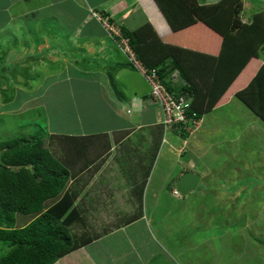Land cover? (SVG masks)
I'll return each mask as SVG.
<instances>
[{
    "label": "crops",
    "instance_id": "obj_1",
    "mask_svg": "<svg viewBox=\"0 0 264 264\" xmlns=\"http://www.w3.org/2000/svg\"><path fill=\"white\" fill-rule=\"evenodd\" d=\"M171 7L173 8V5L168 0H0V61L4 62L2 65L5 72H12L9 74L11 78L7 84L12 90L18 86L28 88L31 85L30 81L23 78L29 76V69L31 71L34 67L39 69L40 62L49 68L60 58L67 64L66 54L69 55L68 58L73 55L74 61L69 62L74 65L82 62L93 63V69L78 67L77 71H72L75 79L71 81L69 79L74 84L69 87V92L75 94L68 95L69 107L72 109L68 107L70 113L65 116L66 120L80 123L86 121L101 128L80 135L47 134L46 138H51L59 149L61 147L55 143L56 137L85 138L83 144L85 156L82 159L72 156L74 166L79 172L77 177L89 172L93 165L100 162L101 166L107 165L105 168L110 167L113 170V167L117 168L124 179L130 181L128 188L124 187L122 191L110 193L108 198V202L117 201L114 203L122 207L119 209H122L124 214L118 213L117 218L114 221L112 219L111 223L103 219L106 224L100 233L78 235L71 233L77 238L82 235L94 238L85 246L58 259L54 264H114L108 260L112 251L115 253L112 255L115 259L121 256L119 264H166L164 256H168V262H172L173 259L167 255L166 238L176 236L180 240L183 237L186 241L201 231L215 230L214 224L217 223L215 220L221 211L210 214L206 211L209 205L218 206L216 202L221 197L219 195L221 189L232 188L227 184H220L223 181L221 182L219 178L215 180L211 177L215 168L227 158L226 153L220 149L232 148L237 144L239 146L242 136L253 135L252 123L264 126V122L236 97L238 90L246 86L245 79V82L238 86L233 83L214 105L207 106L206 94L214 75V62L211 63L209 57L218 55L220 43L215 42L214 38H211V41L208 39L209 46L203 49L207 40L205 35L209 36V33L196 23L187 26V22H184L182 24L186 25L185 28L179 29L178 32L173 31L172 26L181 23L172 24L175 20L171 22L172 19L166 14L170 12ZM92 13L130 32L150 27L156 37L164 41L166 50L167 46H172L171 42L177 46L174 53L168 48L167 54L159 55L154 44L150 42V37L144 36L138 38L134 50L142 57L140 60L135 55L143 66L145 65L142 61L145 59L144 63L152 66L159 57H162L161 60L168 56L174 58L198 92L204 95L202 105L200 98L197 102L193 98L192 108L200 112L201 116L197 127L187 139H181L174 134V130L164 132L161 112L148 100L149 86L140 73L128 63L117 40L106 33ZM182 16L180 13L178 18ZM61 18L64 20L63 25L70 23L72 33L78 34L74 36L75 45L69 47L71 50L66 54L57 53L55 48H51V45L57 46L58 43L46 37V32L50 28L54 33L56 27L54 21L60 24ZM72 18H76L74 22H71ZM147 35L151 33L147 32ZM194 36L201 37L203 47L189 42ZM75 59L81 60V63ZM252 62L250 60L246 65L244 78L251 77L255 71ZM258 63L262 64L260 61ZM22 67L28 69L24 71ZM247 70L249 72L245 76ZM11 103L10 100L8 104ZM243 109H250L253 118L247 121L244 116V123L239 124L240 110L243 112ZM262 137V140L259 137L258 139L264 148V132ZM250 152L242 157L240 161L242 166L249 165L247 162L250 161L248 156ZM81 169L83 170L78 171ZM248 169L249 171H245L247 173L244 175L243 183L247 187L248 183L253 181V178L248 179L251 176L248 174L252 173V166L249 165ZM95 171L97 174L98 167ZM187 172L200 176L198 188L185 196L174 194V184ZM118 187L115 190L122 189V186ZM70 192L76 198L74 207L80 211V220L76 221L71 229L76 224H83L85 206L79 203V193L72 189ZM209 194H213L210 198L213 202L211 204H208L207 200ZM227 200L231 201L230 198ZM225 203L222 202L221 205ZM131 204L136 206V211L131 209ZM111 205L113 204L106 206L110 211L115 207ZM112 211L116 213L115 209ZM256 212L257 209L250 218L255 221L254 228L244 229L246 241L240 235L231 232L226 236L228 239H224L223 234L219 232L217 239L224 240L218 249L214 241L210 244L208 238L204 239L202 241L206 245L203 253L204 264H264V213L256 217ZM254 237L256 240H253ZM175 242L180 252H187V247L183 249L184 243ZM247 242L250 246L246 247ZM239 243H243V248H239L235 254L224 249L236 247ZM190 247L198 250L194 244ZM95 249L100 253L97 261L92 255ZM240 250L244 251L241 253ZM237 255L243 256L244 259ZM246 258L248 261H245ZM173 263L179 264L174 261Z\"/></svg>",
    "mask_w": 264,
    "mask_h": 264
},
{
    "label": "trees",
    "instance_id": "obj_2",
    "mask_svg": "<svg viewBox=\"0 0 264 264\" xmlns=\"http://www.w3.org/2000/svg\"><path fill=\"white\" fill-rule=\"evenodd\" d=\"M168 1L173 8L166 14L172 19L171 22L175 20L172 24L181 23L172 26L173 31L185 28L184 22H187V26L196 23L209 36L205 35L207 40L204 47L203 41H200L201 33V37L194 36L190 43H197L203 49L208 48V39L211 41L214 38L215 42L220 43L218 55L209 57V61L214 62V75L206 100L174 58L168 56L161 60L162 57H159L152 66L146 65L145 59L142 61L145 67L158 69L159 78L168 91H174L171 73L178 72L185 83L182 91L191 92L196 102L200 98L201 105L205 100L208 107L214 105L233 83L238 86L246 80V86L238 90L236 97L264 122V63L257 66L259 61L261 63L260 55L264 53L262 2L257 0L262 7L255 6L256 9L246 0L252 9L249 16L244 0H220L208 5L202 0ZM180 13L184 17L179 19ZM119 29L140 60L142 57L134 49L138 38L144 36L150 37L159 55L167 54L168 48L173 53L177 49L171 42L172 46H167L166 50L164 41L158 39L150 27L137 32H130L124 27ZM146 30L151 35H147ZM250 60L254 63L255 71L251 78L246 76L247 70L244 78L243 72ZM3 63L0 61V74L6 75ZM194 112L196 119H200L201 113L195 109ZM40 136L34 133L29 137L19 136L0 143V247L7 248V253L0 256V264H54L94 238L86 235L74 237L70 229L80 220V211L73 204L75 195L69 189L70 183L79 174L72 156L77 159L85 156V138L56 137L55 143L63 152L62 158H57L47 145L51 138Z\"/></svg>",
    "mask_w": 264,
    "mask_h": 264
},
{
    "label": "rangeland",
    "instance_id": "obj_3",
    "mask_svg": "<svg viewBox=\"0 0 264 264\" xmlns=\"http://www.w3.org/2000/svg\"><path fill=\"white\" fill-rule=\"evenodd\" d=\"M244 1L247 3L246 10L249 12V16L252 14V9L250 8L248 1L250 4L252 3L254 7H262L258 4L259 2L257 0ZM260 1L264 6V0ZM75 19L76 18H72L71 22H74ZM63 21V18H61L60 24L57 21H54L56 26L54 33L50 28L46 32V37L58 43L57 46L51 45V48H55L57 53L59 52L66 54L67 51L70 52L71 50L69 47L72 48L75 45L76 41L74 40V36H78V34L72 33L69 27L71 24L66 23L64 26ZM115 26H117V24ZM43 37H45V35ZM38 54L41 55L40 53ZM50 54L52 53L50 52ZM260 56L261 62L263 64L264 53H262ZM43 57L44 56L42 55V59ZM68 57L69 55L66 54L65 58L68 60L67 64L63 63L60 58L57 60V62L53 63V66H49V68L46 67L44 63L42 64L40 62L39 69L37 67H34L32 71L29 69V76L23 78V80L30 81L31 85L28 88L18 86L12 90L9 84H7L8 80L11 78V75L9 74L12 72H6V75L3 73L0 74V143L19 136L29 137L34 133L39 136H45L47 134L80 135L81 133L87 134L101 128L97 127L96 125H90L86 121L80 123L79 121H69L70 119L66 120L65 114L70 113L68 109L70 98L68 95L69 93L73 95L75 94L73 92H69V87L74 85L70 81L75 79L72 71H77L78 67L84 69H93L94 65L93 63L91 64V62H82L84 63L82 65L81 60H77L78 58L75 59V61H79L81 64L74 65L73 63L69 62V60L74 61V58H72L73 55L70 58ZM33 65H35V63ZM22 69L25 71L28 68L22 67ZM22 69H20L21 73ZM55 80H59V82H55ZM176 87L180 88V83H177ZM10 100L12 103L8 104ZM240 112L241 114L239 118V124H243L245 118L247 121H250L251 117L253 118L250 109H243V112L241 110ZM251 129V133L253 135L248 134L247 136H242L241 140L239 141V146L237 144L232 148L220 147L223 148L220 149V151L226 153L227 158L220 166L215 168L211 177L215 180L219 178L221 182L223 181V183L220 184H227L232 188L221 189L219 193L221 197L218 199V202H216L218 206L213 207L212 205H209L208 209L205 208L207 209L206 212L209 214L211 212L217 213L221 211L215 220L218 223L214 224L215 230L208 229L205 231L203 229L204 231L197 233L192 238L186 239V241H184L185 238L182 237L183 239L181 238L179 240L178 237L176 238V236L165 239L167 255H169L175 263L204 264L203 253L205 252L204 249L206 248L205 243L202 242L204 239L208 238L210 244H212V241H214L215 245H218V249L220 248V245H222L221 242L224 239H228L226 236H228L230 232L231 234L240 235L244 240L246 237H244V229L254 228L253 225L255 224V221L251 220L250 218L254 216L256 209V217L264 213V148L260 142V140L263 138L262 136L264 132V126L263 124H259V126H257L256 123H252ZM193 131L194 129L190 134H192ZM174 134L178 135L183 140L187 139L190 135L177 129L174 130ZM183 135L186 137L183 138ZM83 144L85 143L83 142ZM47 145L51 153H53L57 158H62L63 152L54 144V142L49 141ZM250 151H252L253 154ZM240 152L241 154H239ZM248 152H250L248 155L250 157V161L247 162V164L249 163V165L252 166V173L248 174L251 175L248 179L253 178V181L248 183L247 187V185H244L243 183L244 175L247 173L245 171H249V165L242 166L240 161L242 157ZM242 162L245 163V160ZM106 166L107 165L101 166L100 162H98L97 165H93V168L90 169L89 172H84L79 175L77 180H73L69 186L70 190L72 189L76 193H79V203L82 204L81 206H85L83 214V216L85 215V222L83 220L82 225L76 224L73 226V228H71V233L74 235L81 233H100L106 224L103 219L107 220L108 223H111L110 221H112V219L114 221V219L117 218L118 213L121 215L124 214L122 209H119L120 206L114 203L117 201L113 200L108 202V198L110 193L122 191L124 187L128 188L130 181H127L128 179L126 178L124 179L123 174L120 173L117 168L113 167V170L110 169V167L109 169L105 168ZM97 167L98 171L96 174L95 168ZM208 177H206V179ZM215 184H217V181ZM114 186H122V189L115 190L116 187ZM212 195L213 194H209L207 196V200L209 201L208 204L213 203L210 199L213 197ZM229 198L231 201L227 200ZM222 202L226 203L222 206ZM108 204H113L115 206L112 210L115 209L116 213H114L112 210L110 211V208L108 210V207H106ZM113 205H111V207H113ZM126 208L130 207L126 206ZM131 209L134 211L137 210L136 206H133V204H131ZM219 232L223 234V240L222 238L217 239ZM253 240H256V238L254 237ZM175 241H178V244L180 242L184 243L183 249L187 247V252H180ZM191 244H194L196 248L198 247V250L192 249L190 247ZM247 244L246 247L250 246ZM233 247L224 249L229 251V253L235 254V252H238L239 248H243V243H239L235 248ZM6 251L7 248L0 247V256L5 254ZM243 251L244 250H240L241 253ZM98 254H100L98 249L92 251V255L95 259L98 258ZM113 254L115 253L112 251L110 253V257H108V260L110 262H114V264H119L122 259L121 256L118 259H115V257L112 256ZM225 255L228 256L227 254ZM237 256L243 257L239 255ZM164 257L163 260L166 264H174L173 261L168 262V256ZM128 260L131 259L128 258ZM245 261H248V259L246 258Z\"/></svg>",
    "mask_w": 264,
    "mask_h": 264
},
{
    "label": "built area",
    "instance_id": "obj_4",
    "mask_svg": "<svg viewBox=\"0 0 264 264\" xmlns=\"http://www.w3.org/2000/svg\"><path fill=\"white\" fill-rule=\"evenodd\" d=\"M92 16L102 24L106 33L117 39L118 46L127 57L128 63L140 73L149 86L148 100L160 110L164 132L177 129L190 134L197 127L199 119H196V113L192 108L193 94L182 91L185 83L178 72L171 73L170 80L174 91H168L159 78L158 69L146 68L137 61L128 39L121 35L118 26L111 24L107 19L98 18L95 13H92ZM177 83H180V88L176 87ZM174 194L177 195L175 191Z\"/></svg>",
    "mask_w": 264,
    "mask_h": 264
},
{
    "label": "water",
    "instance_id": "obj_5",
    "mask_svg": "<svg viewBox=\"0 0 264 264\" xmlns=\"http://www.w3.org/2000/svg\"><path fill=\"white\" fill-rule=\"evenodd\" d=\"M204 4H216L220 0H202ZM201 178L199 175L187 172L183 174L174 184L175 192L180 196H185L193 191H195L199 184Z\"/></svg>",
    "mask_w": 264,
    "mask_h": 264
},
{
    "label": "clouds",
    "instance_id": "obj_6",
    "mask_svg": "<svg viewBox=\"0 0 264 264\" xmlns=\"http://www.w3.org/2000/svg\"><path fill=\"white\" fill-rule=\"evenodd\" d=\"M175 191V190H174ZM178 195V194H177Z\"/></svg>",
    "mask_w": 264,
    "mask_h": 264
}]
</instances>
